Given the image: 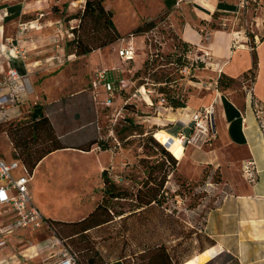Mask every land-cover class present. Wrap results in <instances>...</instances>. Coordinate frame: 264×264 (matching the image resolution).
Returning <instances> with one entry per match:
<instances>
[{
	"label": "rangeland",
	"instance_id": "1",
	"mask_svg": "<svg viewBox=\"0 0 264 264\" xmlns=\"http://www.w3.org/2000/svg\"><path fill=\"white\" fill-rule=\"evenodd\" d=\"M76 1L77 6L72 8L68 7L69 0L58 5L53 3L52 13L22 32L20 39L25 43L27 57L41 59L43 63L32 69L26 81L23 78L24 85L22 82L17 91L16 103L9 105L18 107L17 110L4 115L2 109L9 106L0 108V137L26 118L35 104L44 106L45 114L67 147L52 152L34 169L35 202L46 215L62 218L60 221L75 218L64 222L87 217L101 203L109 207L108 213L114 217L109 223L76 237L79 245L68 240L69 247L81 260L89 264L83 258L88 254L106 263L145 264L141 257L143 248L162 242L183 259L190 257L198 253L202 245L196 240V233L189 231L206 233V213L215 205L220 191L207 182L209 168L204 169L199 180L192 179L190 169L180 163L182 159L169 151L176 152L171 144L178 142L171 140L170 144L166 140L163 129L168 125L163 124L176 108L163 99L165 93H160V88L165 87L166 93L185 99L187 105L191 96L199 97L204 87H212L197 73L206 63L204 61L201 67L196 65L197 60H202L196 50L189 57L195 65L178 64L182 40L173 24H181L189 14L195 18L191 11L193 4L175 3L168 9L164 0H104L103 5L112 12V21L121 36L105 44L115 36L114 30L92 10L84 13L86 0ZM248 9L240 14L242 22L236 23L240 28L245 21L241 28L244 31L253 29L255 17L263 14L260 5ZM47 17L51 20H45ZM34 19H38V15ZM59 20L65 30L64 38L57 41V36L51 37L57 32ZM28 21L31 20H22ZM148 22L153 23L151 28L142 33L136 31ZM227 22L224 25L217 20L212 27L229 30L232 21ZM70 26L76 27L74 35ZM13 41L11 46L20 48L19 41ZM129 44L135 47L136 55L134 59L123 60L119 50ZM84 49L91 51L84 53ZM56 56H61V62ZM102 67L109 69L114 84L122 78L127 83L122 90L116 85L109 107L102 103L107 97L104 90L98 97L101 103L94 100L91 93V78ZM254 76L249 73L227 86L220 83L215 86L220 90L230 87L238 92H245L246 88L251 91ZM24 87L31 90L26 93ZM94 140L100 141V145L92 144ZM88 147L90 150H84ZM163 148L174 159L166 155ZM5 151L11 154L7 158L19 152L13 143L10 149L6 145ZM105 171L120 190L127 192L128 198L109 200L106 197ZM212 177L214 183L221 181L220 173L215 172ZM153 198L157 199L156 203L143 207V202ZM120 212L129 215L119 216ZM34 234L39 240L51 236L50 233ZM55 240L52 238V242L45 244L27 264H58L63 246ZM202 242L203 246L207 244ZM205 257L206 252L202 251L181 264H201ZM215 262L213 264H237L235 257L227 252Z\"/></svg>",
	"mask_w": 264,
	"mask_h": 264
},
{
	"label": "crops",
	"instance_id": "2",
	"mask_svg": "<svg viewBox=\"0 0 264 264\" xmlns=\"http://www.w3.org/2000/svg\"><path fill=\"white\" fill-rule=\"evenodd\" d=\"M63 1L66 2V0H0V78L7 75L11 67L16 68L21 75L29 76L32 69L40 65L38 63H43L41 59L27 57L25 43L20 39L23 36L19 24L23 19L34 20L40 13L44 14L43 17L49 15L54 10L53 3L58 5ZM69 1V8L77 6L78 1ZM191 11L195 13V18H191L189 14L185 16L184 22L173 25L180 39L192 45L193 50L197 52L196 55L205 61L206 67L199 69L197 73L198 75L200 73L201 78L204 77L202 80H206L212 87H204L199 97L191 96L185 107L171 108L173 110L168 122L163 124L168 125L163 129V134L181 145L182 143L178 141L179 134L192 133L189 126L191 116L202 107L213 104L215 123L213 135L207 142L198 140L188 143L185 147L181 146L183 152L179 157V160L182 159L180 162L182 166L190 169L189 173L193 174L192 179L199 180L204 169L209 168L207 182L220 191L215 205L206 213L205 232L215 240V244L204 249L206 257L203 260L206 261L202 264H213L226 252L235 257L237 264H264V134L252 99L255 98L264 106V25L254 27V35L249 37L241 29L245 21L238 28L236 23L238 20L242 22L243 16L240 17V14L244 11L240 8L239 0H211L208 4L199 1L193 3ZM216 11L221 14H217ZM45 20L51 19L47 17ZM217 20L223 21L224 25L228 24L227 20L232 21V26L228 27L229 30L214 29L212 25ZM236 32H239L237 35L239 39L235 44ZM55 37L56 34L51 38ZM15 39L19 41L20 48L11 46ZM21 42L23 44H20ZM253 52L257 55L258 69L251 91L246 88L245 92L243 90L238 92L230 87L220 90L215 86L222 73L235 79L244 78L249 74ZM17 108L9 106L2 109V112L4 115L11 114ZM6 145L10 149L12 141L4 132L0 137V158L6 161L14 160L15 156L7 158L11 154L5 151ZM249 160L254 163L252 178L244 172V166ZM215 172L221 174L219 183H214L212 179ZM32 181L29 187L33 196ZM33 201L45 218L62 219L46 215L35 202L34 196ZM7 218H3L0 225H4ZM73 219L75 218L67 217L64 221ZM38 232L50 233L51 236L39 240L34 234ZM52 238L54 235L47 227L39 230L19 229L8 236L7 246L0 249V264H27L28 260H33L41 252L45 244L52 242ZM60 244L64 247V243Z\"/></svg>",
	"mask_w": 264,
	"mask_h": 264
},
{
	"label": "trees",
	"instance_id": "3",
	"mask_svg": "<svg viewBox=\"0 0 264 264\" xmlns=\"http://www.w3.org/2000/svg\"><path fill=\"white\" fill-rule=\"evenodd\" d=\"M103 1L104 0H86L84 13L89 10H92L94 13H96V15L100 19H104V21L107 22L108 26L114 30L115 36L105 43L107 44L119 39L121 36L117 31L114 22L112 21V12L105 9L103 5ZM175 2L176 0H164L165 6L168 9L172 8ZM76 17L77 16H72L71 18H76ZM152 26L153 23L148 22L145 26L138 27L136 31H138V33H142L143 31L147 30L148 28H151ZM75 30L76 27H73L72 28L73 35ZM180 47L182 53L179 54L178 56V62H179L178 64L184 67L188 66L189 64L192 66L195 65L194 62L191 63V61L189 60L190 59L189 57L193 51L192 45L182 40V42H180ZM90 51L91 49H84V53H88ZM202 61L203 60L199 62L197 60L196 65L198 67L204 66V61L203 62ZM257 69H258V59L256 53L253 52L252 68L249 70V72L255 75ZM234 79L235 78H232L226 75L225 73H222L218 78V83L227 86L231 82H233ZM169 81L170 79H168L165 83L167 84L169 83ZM164 89L165 87H161L160 93L162 94L165 93L163 99L169 104V106H172L174 108L186 106L185 99L181 98L180 96L168 94ZM154 101L155 100H153V102ZM8 130H9L8 135L14 145V148L16 149V151L19 150V152L16 153L15 158H19L23 163L26 164V166L31 171H33L38 165V163H40V161H42L46 156H48L54 151L67 147L62 143L61 137L57 134L49 116L45 114L44 106L39 103L34 105L33 109L30 111V113L26 118L20 119L18 121V124L15 126V128H11ZM170 135L175 137L173 134ZM168 139L169 138H167L166 140L169 141V143L171 144L170 142L171 139L170 140ZM91 143L92 144L98 143V145H100V141L98 140L97 141L94 140ZM171 145H173L172 147L173 149L176 150V152L171 150L169 151L177 159H179L180 155L183 152V148L178 144L172 143ZM90 148L91 147H88L86 149L83 148V149L90 150ZM104 148L106 147L104 146ZM163 151L166 155L172 157L171 153L168 150L163 148ZM104 178H105V193H106V197H108L109 200H113V199L119 200V199L128 198L127 192H125L124 190H120L106 173L104 175ZM156 202H157L156 198L150 199L147 202H143L144 204L143 207L152 206ZM141 208L142 207L138 209ZM108 210L109 207L101 203L97 205V207L93 210L91 214L77 221L64 222L51 218H46V219L49 225L51 226V228L54 230L55 235L63 241L64 246L70 248L69 245L71 246V244L68 242V240H71L73 244L79 245V242L76 241V237L87 233L88 230L94 227H101L109 223L114 217L110 216ZM133 213H135V210L133 211ZM133 213H131L130 215H133ZM118 215L123 217H128L129 214L126 215L124 212H120L118 213ZM182 226L186 227L185 224L183 223ZM201 232H196L195 230L189 231V233L192 234L196 233L197 235L196 240H198L200 245H202L200 246L199 252L204 251V249L207 246L215 244V240L212 237H210L207 233L201 234ZM203 240L207 243L205 246H203L204 245L202 242ZM180 243H182V240L180 241ZM70 251L76 255L77 264H88L87 262H85V260H81L80 258H78L76 252L72 251L71 248ZM141 257L144 260L145 264H181L186 259L189 258L186 257L185 259H183L175 251L172 252L167 246L166 242H162L160 244H155L143 248L141 252ZM83 258L89 261V264H106V262L98 260L97 258L94 257H90L88 254H84Z\"/></svg>",
	"mask_w": 264,
	"mask_h": 264
},
{
	"label": "built area",
	"instance_id": "4",
	"mask_svg": "<svg viewBox=\"0 0 264 264\" xmlns=\"http://www.w3.org/2000/svg\"><path fill=\"white\" fill-rule=\"evenodd\" d=\"M199 1L203 4H208L211 0H176L175 3L177 5H180L181 3L193 4ZM239 5L240 8L244 10L243 12H247L246 10L250 6L260 5L261 9H263V14L262 17H259V15L255 17V27L258 28L264 25V0H239ZM43 15V13H40L38 19L21 22L19 24L20 30L24 32L26 29L33 28L36 24H34V22H38ZM56 25V36L57 41H59L64 38L65 26L60 20L57 21ZM72 28L73 26H70V29ZM245 32L248 34V37L249 35H254L253 29L246 30ZM238 33L236 32V36L234 37L235 44L239 39L237 36ZM135 55L136 49L133 44H129L127 47H122L119 50V57L123 60L134 59ZM56 58L59 59V62H61V56H56ZM23 78L26 81L28 76L21 75L14 67L9 68L7 75L0 78V108L16 103L18 96L17 91H19L22 87L21 84L24 81ZM20 80L22 81L19 82ZM116 85L118 90H122L126 87L127 83L125 82V79L122 78L117 84H114L111 81L109 69L105 67L98 68L91 78V91L94 95V100L101 103V101H98V97L104 90L107 97L104 101H102V103L107 107L111 106L112 99L114 98L116 92ZM30 90V88L24 87V91L26 93ZM253 105L264 134V108L256 101L253 102ZM213 122V104L197 110L191 116L190 120L189 126L192 133L190 135H186L184 133L179 134L183 144L187 145L188 143L196 142L198 140H201L203 143L207 142L214 133ZM253 165V161L249 160L244 166V172L251 178L253 175ZM33 173L34 170L31 171L26 164L18 158L11 161H6L5 159L0 158V221L3 218L8 217L5 224L0 225V249L7 246V238L9 235L15 233L19 229L25 228L39 230L42 227H47L52 231L54 239H56L55 241L57 243H63V241L55 235L54 230L49 225L47 219L43 216L33 201V196L29 187L30 182L33 180ZM61 251L59 264H77L76 255L73 254L67 247L64 246Z\"/></svg>",
	"mask_w": 264,
	"mask_h": 264
},
{
	"label": "bare ground",
	"instance_id": "5",
	"mask_svg": "<svg viewBox=\"0 0 264 264\" xmlns=\"http://www.w3.org/2000/svg\"><path fill=\"white\" fill-rule=\"evenodd\" d=\"M178 141H179V142H181V143L183 144V141H182V139H181V138H179V139H178Z\"/></svg>",
	"mask_w": 264,
	"mask_h": 264
},
{
	"label": "water",
	"instance_id": "6",
	"mask_svg": "<svg viewBox=\"0 0 264 264\" xmlns=\"http://www.w3.org/2000/svg\"><path fill=\"white\" fill-rule=\"evenodd\" d=\"M213 127L215 128V123L213 122ZM107 171H105V173H106Z\"/></svg>",
	"mask_w": 264,
	"mask_h": 264
}]
</instances>
